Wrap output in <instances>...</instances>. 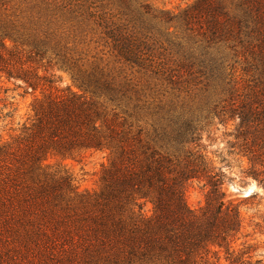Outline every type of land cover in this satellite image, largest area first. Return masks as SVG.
Listing matches in <instances>:
<instances>
[{
	"label": "trees",
	"instance_id": "1",
	"mask_svg": "<svg viewBox=\"0 0 264 264\" xmlns=\"http://www.w3.org/2000/svg\"><path fill=\"white\" fill-rule=\"evenodd\" d=\"M247 10L221 0L177 15L150 0H0V88L12 80L39 93L18 133L0 141V241L45 264H215L221 250L237 252L229 264H264L244 257L252 245L236 249L243 223L222 191L230 159L238 181L264 190V21ZM151 23L183 33L165 47ZM91 41L110 60L72 56ZM51 66L77 90L54 87ZM156 85L191 97L148 103L147 129L129 106L141 109ZM214 121L226 153L204 144ZM93 152L105 154L100 186L80 191L60 164ZM193 182L206 189L198 210L185 200Z\"/></svg>",
	"mask_w": 264,
	"mask_h": 264
},
{
	"label": "rangeland",
	"instance_id": "2",
	"mask_svg": "<svg viewBox=\"0 0 264 264\" xmlns=\"http://www.w3.org/2000/svg\"><path fill=\"white\" fill-rule=\"evenodd\" d=\"M195 0H150V4L156 10H168L172 12V15L182 13L184 9L194 4ZM224 8L232 11L236 14H243L242 9H246L249 6L248 12L249 21L255 23L258 21H264V1L261 5L254 3V0H221ZM245 2L244 4H241ZM241 4V5H240ZM253 5V6H252ZM240 6V7H239ZM242 6V7H241ZM251 6L253 7L252 9ZM240 14V15H241ZM171 15V16H172ZM150 26L153 28L151 32L160 38L163 46H167L166 40H176L171 33L175 36L180 37L183 26L171 27L169 32L165 28L159 25L151 23ZM158 44H153L155 52H161V48H157ZM73 57H81L83 61L94 60L100 63H105L110 60L105 55V49L101 44L91 42H85L75 45V51L71 53ZM111 63V62H109ZM237 65V64H236ZM48 72L59 77V81L56 82L55 86L59 90L65 89L69 86L71 90H77L72 84L71 79L67 72L56 66H51ZM150 95L146 94L145 98H141L139 103L141 109H133L130 105L129 109L135 114V118L140 120L139 124L144 125L147 129L150 128L152 118L149 113L151 107H148V103H156L158 100L162 102L172 100L173 102L181 101L182 98L189 100L191 97L187 95L182 89H170L169 87L156 85L150 90ZM38 92L32 94L31 92H25L21 84L15 81H3L0 88V141L6 140L14 134L18 133L21 123L25 120L28 113V105L31 102L34 95H38ZM192 95V94H191ZM178 96L179 98L175 99ZM144 103V105H142ZM133 109V110H132ZM218 128V129H217ZM229 128H231L229 126ZM222 127L217 126L216 121L210 130L209 139L206 138V134L203 133L204 144H209V151H223L226 153L225 139L222 136ZM231 161V168H224L226 180L222 186L224 193V202L226 204L233 203L238 204V211L243 223L242 233L239 239L235 243L236 249H241V243L252 245L250 249H242L249 253L244 254V257L249 254L252 260L263 259L264 260V190L258 188L254 181L248 180L247 183H241L238 178L237 162ZM105 163V154L102 152H93L87 154L82 160L67 159L61 162V166L68 170L75 178L76 185L80 191L83 190H95L100 186L99 177L101 172V165ZM246 166L245 161L242 163ZM246 187H253L256 189L254 192H258L259 195L254 199H247L244 197L242 190ZM206 189L202 187L201 183L193 182L186 187L185 200L193 210H198L204 205V193ZM253 192V193H254ZM252 194V193H251ZM250 194V195H251ZM249 195V196H250ZM151 205L146 203L142 209L145 213H150ZM241 250V251H242ZM235 252L232 256H228L223 250L218 254V259L215 264H229L233 257L237 256ZM40 257L18 252L7 248L5 242L0 241V264H45ZM50 264V263H46Z\"/></svg>",
	"mask_w": 264,
	"mask_h": 264
},
{
	"label": "water",
	"instance_id": "3",
	"mask_svg": "<svg viewBox=\"0 0 264 264\" xmlns=\"http://www.w3.org/2000/svg\"><path fill=\"white\" fill-rule=\"evenodd\" d=\"M255 189H256V187L255 188H253V187H246V188L241 189V190H242V193H243L244 197H248L251 193L254 192Z\"/></svg>",
	"mask_w": 264,
	"mask_h": 264
}]
</instances>
